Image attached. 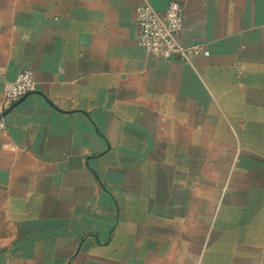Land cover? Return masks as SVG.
Wrapping results in <instances>:
<instances>
[{"label": "crops", "instance_id": "1", "mask_svg": "<svg viewBox=\"0 0 264 264\" xmlns=\"http://www.w3.org/2000/svg\"><path fill=\"white\" fill-rule=\"evenodd\" d=\"M171 2L208 57L139 46ZM4 114L0 264H264V0H0Z\"/></svg>", "mask_w": 264, "mask_h": 264}, {"label": "built area", "instance_id": "2", "mask_svg": "<svg viewBox=\"0 0 264 264\" xmlns=\"http://www.w3.org/2000/svg\"><path fill=\"white\" fill-rule=\"evenodd\" d=\"M137 42L150 56L161 60L179 59L187 64L194 57H208V52L200 46L185 47L177 35L184 28V8L177 2L169 3L163 13L148 4L141 5L136 12ZM37 90V82L30 71L19 74L13 81L3 86L2 107L9 109ZM7 124L0 119V131Z\"/></svg>", "mask_w": 264, "mask_h": 264}, {"label": "water", "instance_id": "3", "mask_svg": "<svg viewBox=\"0 0 264 264\" xmlns=\"http://www.w3.org/2000/svg\"><path fill=\"white\" fill-rule=\"evenodd\" d=\"M16 106V105H15ZM15 106H13L9 111L13 110L15 108ZM7 114H4L3 116H0V119L4 118Z\"/></svg>", "mask_w": 264, "mask_h": 264}]
</instances>
